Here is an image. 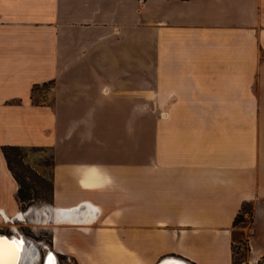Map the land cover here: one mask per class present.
Returning <instances> with one entry per match:
<instances>
[{
	"label": "crops",
	"instance_id": "0c3cea01",
	"mask_svg": "<svg viewBox=\"0 0 264 264\" xmlns=\"http://www.w3.org/2000/svg\"><path fill=\"white\" fill-rule=\"evenodd\" d=\"M4 145L53 147L44 222L97 207L64 222L78 264H233L244 202L258 263L264 0H0V228L23 219Z\"/></svg>",
	"mask_w": 264,
	"mask_h": 264
},
{
	"label": "rangeland",
	"instance_id": "374dc122",
	"mask_svg": "<svg viewBox=\"0 0 264 264\" xmlns=\"http://www.w3.org/2000/svg\"><path fill=\"white\" fill-rule=\"evenodd\" d=\"M52 87L53 84L40 85L33 92L34 101L36 103H42L43 101L49 102L51 100L49 93ZM20 146L23 148L19 154L15 156L14 166L18 173L21 174L26 184L30 186L31 194L32 197H34V200L30 204H21L20 211L25 213L29 212L28 215L23 217V219H14L12 222H6L3 228H0V233L23 236L26 242L30 245V248L33 247L32 244H34L35 247L40 250H42L41 248L43 246L47 245L55 252L65 250L67 246L63 242L61 233L65 232V227L74 226L64 223L58 224L56 215L54 214L46 223L44 222L45 216L42 214V210L45 208L54 207V193H52V185L54 189L53 147L35 145ZM248 225L249 224L242 229L238 228L234 231L233 264H244V261L247 259L248 247L246 243V232ZM56 227H60L58 232H56ZM74 228L78 231L82 230L76 226ZM56 234L59 235L57 243L55 242ZM31 250L33 249L31 248ZM47 253L48 252H46V254ZM90 255L89 257L91 258ZM62 256L60 257V264H78L76 257L71 255ZM66 257H70L71 261L69 262ZM36 264L42 263L39 261V263ZM86 264H88V262H86ZM89 264H92V261H90ZM95 264H97V262H95ZM256 264H264V258L259 260Z\"/></svg>",
	"mask_w": 264,
	"mask_h": 264
},
{
	"label": "bare ground",
	"instance_id": "6f19581e",
	"mask_svg": "<svg viewBox=\"0 0 264 264\" xmlns=\"http://www.w3.org/2000/svg\"><path fill=\"white\" fill-rule=\"evenodd\" d=\"M84 208L85 209L83 210V212L78 214V216L70 212L69 215H66V217H62L61 211H57L58 224L61 222L63 223L71 222V223H78L80 225H84L83 227H88L86 225L90 224L94 220L95 213L97 214L96 212L97 207L92 203L88 202ZM18 214H19L18 217L20 218L24 217V213L22 211H19ZM59 216H61L62 218L61 217L59 218ZM0 236H6L5 238L0 237V264L39 263L40 250H38V248L36 247L35 248L31 247L34 251L31 250L30 245L26 242L23 236L7 235L2 233H0ZM52 256L55 257V264H58V259L55 253ZM45 261H46V257L43 262L44 264ZM47 264H48V260H47ZM160 264H190V263L182 259H179L177 257H168L165 260H163Z\"/></svg>",
	"mask_w": 264,
	"mask_h": 264
},
{
	"label": "trees",
	"instance_id": "16d2710c",
	"mask_svg": "<svg viewBox=\"0 0 264 264\" xmlns=\"http://www.w3.org/2000/svg\"><path fill=\"white\" fill-rule=\"evenodd\" d=\"M45 84H53V82H48ZM39 86H40L39 84H36L33 87V92ZM22 148L23 147L20 145H4L3 146V152H4L5 157L7 159L8 166H9L10 170L12 171V173H13L15 179L17 180L18 184H19L17 196H18L20 203L21 204H27V203L30 204L34 200V197H32V194H31L30 186L26 184L25 180L23 179L21 174L18 173V171L15 169V166H14L15 156H17L19 154V152L21 151ZM53 190L54 189H53V185H52V193H54ZM251 221H252V204L249 202H244L242 204L240 210L236 214L234 220H233V227L235 230L238 228L242 229L247 224H250ZM234 231L232 234V241L234 240ZM241 231H243V230H241ZM246 241H247V237H246Z\"/></svg>",
	"mask_w": 264,
	"mask_h": 264
},
{
	"label": "built area",
	"instance_id": "2783aa9c",
	"mask_svg": "<svg viewBox=\"0 0 264 264\" xmlns=\"http://www.w3.org/2000/svg\"><path fill=\"white\" fill-rule=\"evenodd\" d=\"M33 245V248H35V245L34 244H32ZM42 250H40V249H38V250H40V262L43 264V260H44V258L45 257H47V255H48V253L50 252V251H53V250H51L50 249V247L47 245V246H43L42 248H41ZM47 250V251H46ZM43 251V252H42ZM46 252H48L47 254H46ZM55 252V251H54ZM56 253V255H57V259H58V255H64V256H67V254H65V253H62V252H55ZM46 255V256H45ZM66 259L70 262L71 261V258L70 257H66ZM58 264H60V261H58Z\"/></svg>",
	"mask_w": 264,
	"mask_h": 264
},
{
	"label": "water",
	"instance_id": "95a60500",
	"mask_svg": "<svg viewBox=\"0 0 264 264\" xmlns=\"http://www.w3.org/2000/svg\"><path fill=\"white\" fill-rule=\"evenodd\" d=\"M0 237L5 238L6 236H0ZM54 253H55L54 251H50V252L48 253V255H47V257H46L45 264H47L48 257H49L50 255H53ZM55 255H56V253H55ZM56 257H57V255H56ZM168 257H175V256H167V257L163 258L162 260H160V261L158 262V264H160L163 260H165V259L168 258ZM177 258L182 259V260L188 262L187 260H185V259H183V258H180V257H177ZM188 263H190V262H188ZM190 264H191V263H190Z\"/></svg>",
	"mask_w": 264,
	"mask_h": 264
},
{
	"label": "snow or ice",
	"instance_id": "6c2138e0",
	"mask_svg": "<svg viewBox=\"0 0 264 264\" xmlns=\"http://www.w3.org/2000/svg\"><path fill=\"white\" fill-rule=\"evenodd\" d=\"M48 264H55V257L54 256L50 255L48 257Z\"/></svg>",
	"mask_w": 264,
	"mask_h": 264
},
{
	"label": "flooded vegetation",
	"instance_id": "af4514ba",
	"mask_svg": "<svg viewBox=\"0 0 264 264\" xmlns=\"http://www.w3.org/2000/svg\"><path fill=\"white\" fill-rule=\"evenodd\" d=\"M62 255H58V261H60V257H61ZM63 257V256H62Z\"/></svg>",
	"mask_w": 264,
	"mask_h": 264
}]
</instances>
